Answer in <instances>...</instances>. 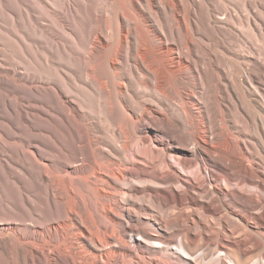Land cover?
<instances>
[{"label":"bare ground","instance_id":"bare-ground-1","mask_svg":"<svg viewBox=\"0 0 264 264\" xmlns=\"http://www.w3.org/2000/svg\"><path fill=\"white\" fill-rule=\"evenodd\" d=\"M13 1L24 13L7 30L20 62L0 63V264H264V173L204 147L245 113L264 130V62L241 69L249 53L232 47L243 27L264 41V0ZM43 18L64 36L50 47ZM22 91L37 115L19 106ZM46 103L82 157L30 149ZM136 137L173 143L176 166L128 157ZM177 242L185 254L170 251Z\"/></svg>","mask_w":264,"mask_h":264},{"label":"rangeland","instance_id":"rangeland-1","mask_svg":"<svg viewBox=\"0 0 264 264\" xmlns=\"http://www.w3.org/2000/svg\"><path fill=\"white\" fill-rule=\"evenodd\" d=\"M18 5H16L13 0H0V63L5 65L10 64L11 62H13V64L20 62L17 46L11 43V41H9L7 38L8 37L7 30L8 29L11 30V22L9 20V17L12 14V12H16V10L22 8L21 6ZM21 10L24 13V10L23 9ZM43 19H44L43 24L46 27H48V29L51 28L49 30V33L52 35V37L46 38L47 39L46 44L50 47V45L53 44L54 39H57L58 36H61L62 38L64 36L61 29H57L53 25H48V21L45 20V18ZM5 31L7 34L5 33ZM242 36L244 37L243 41L245 45L243 43H238V42L232 44V47L236 51V53L238 54H242V52H245L244 54L249 53V55H247L248 59H242V58L239 59L240 62H243L245 64L241 66V69L244 67L248 68L249 65L252 63V60L257 58H260L263 63L264 41L260 38L259 32L254 29L252 30V29H248L247 27H243ZM3 50L6 52H4ZM3 52L7 56H5ZM6 60H8L9 62ZM49 67L43 69V73L45 76L48 77L50 75L60 74V69L58 66H49ZM18 81H19L18 83L21 86H23L22 81L21 80ZM63 88L66 87L63 85ZM19 96H20L19 106L22 109L30 110L31 112H34V110L36 109L34 115H37L35 100L33 98H28L24 91H22ZM86 101L87 104L90 103V101L88 100ZM48 107L49 106L46 103L45 112L42 110L44 120L41 123V125H38L35 121L30 125V132H29L30 142H31L30 149L34 151L37 157H82V155L80 154V144L75 135L74 129L70 127V123L61 120L58 116H56L55 112L52 113L51 110H48L49 109ZM42 111L40 109V115H42ZM249 117L250 116L248 115V113H245L243 114V117L238 116L235 118L236 123L227 122L226 129L225 128H222L220 130L218 129L217 135L209 136L210 134H208L209 137L206 142L207 144L205 143L204 147L205 148L208 147V149L212 147L228 149V152H231L232 157H234L233 163L237 167L239 166L238 167L239 169H243V168L253 169L255 171L264 173V130L262 129L259 123L256 124V122L250 119ZM68 131H71V135L68 133ZM38 135H41L44 138V141L39 140ZM149 135L152 139L154 140L156 139L155 138L156 136L153 131L150 130ZM36 143L40 145L38 149H36L37 148L35 146ZM154 143L157 147L154 144L153 145L150 144V140L145 144H143L142 142H140V140L137 137L134 138L129 143L130 151L127 153L128 157H151V156L164 157V159L167 158L166 160L171 161L176 166V162L172 157V152L175 149L173 148L172 145L174 144L173 143L169 144L164 140L155 141ZM187 144L191 146L189 143ZM181 155L183 158H187L191 161L194 160L193 155L189 153L187 150L182 151ZM212 155L214 157L217 156L216 152H213ZM206 168L210 172H214V173H217L220 170L219 167H214L211 163H207V164L202 163L201 170L205 171ZM197 169H198V164L193 163L191 166L187 168V171H196ZM234 171H237V168H235ZM127 178L129 181H133L130 175ZM231 184H232L231 187H234L235 185L238 184V182L236 180H232ZM137 186L143 187L144 185L137 183ZM255 191H259V189L257 190L254 186H251L247 192L253 194ZM135 203L137 205L142 206L139 212L140 217L143 220H147L146 218L148 216L147 214L148 210L147 209L145 210L144 206H146V204L142 199V197H140V195L136 196ZM154 209L157 210L159 208L158 206L155 205ZM133 237L134 238L136 237V239L140 238V236L137 235H134ZM148 242L161 245V243L156 240L149 239ZM170 247H172L170 251H177L181 254H185L183 248L180 246L178 242L176 244L170 245ZM199 253L200 251H197L191 257H195ZM223 254L224 253L222 250H218L214 253H211L206 259H204V261H207L210 258H214L215 256L224 257ZM255 260L256 259L252 260L250 264L254 263ZM261 260L264 261V255L261 257Z\"/></svg>","mask_w":264,"mask_h":264}]
</instances>
